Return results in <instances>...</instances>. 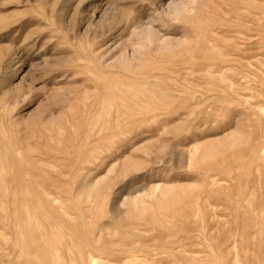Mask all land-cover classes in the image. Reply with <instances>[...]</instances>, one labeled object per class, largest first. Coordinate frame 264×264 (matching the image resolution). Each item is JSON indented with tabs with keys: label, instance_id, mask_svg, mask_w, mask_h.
Here are the masks:
<instances>
[{
	"label": "rangeland",
	"instance_id": "obj_1",
	"mask_svg": "<svg viewBox=\"0 0 264 264\" xmlns=\"http://www.w3.org/2000/svg\"><path fill=\"white\" fill-rule=\"evenodd\" d=\"M169 1L0 0V264H264V0Z\"/></svg>",
	"mask_w": 264,
	"mask_h": 264
},
{
	"label": "bare ground",
	"instance_id": "obj_2",
	"mask_svg": "<svg viewBox=\"0 0 264 264\" xmlns=\"http://www.w3.org/2000/svg\"><path fill=\"white\" fill-rule=\"evenodd\" d=\"M179 1V0H178ZM183 1V0H182ZM168 3V2H167ZM165 6V5H164ZM168 8H166V15L170 16H179L181 15L186 5L183 2L176 3L174 0H170L168 3ZM250 14V13H249ZM249 14L247 16H249ZM245 17V16H244ZM250 17V16H249ZM178 18V17H177ZM248 19V18H247ZM244 20V19H243ZM248 22V21H247ZM245 26V25H244ZM246 27V26H245ZM138 28V41H137V48L133 52H129L125 50L122 52L118 57L114 59H107L105 57L99 58L101 61V65L103 67V72L106 71H122V72H129L135 71L137 68L142 67L144 64V57L146 55L147 50H150L151 53L160 52L163 47L158 45V43H165L167 40L164 37H161L152 27L151 24L149 25H142L139 24L136 26ZM238 28V27H237ZM237 30V29H236ZM63 31V30H62ZM238 31V30H237ZM240 31V30H239ZM169 42V41H168ZM234 47V46H233ZM261 47V46H260ZM125 48V47H124ZM169 48V47H168ZM179 48V47H178ZM181 52V51H180ZM183 52V51H182ZM181 52V53H182ZM175 53V52H174ZM173 54V53H172ZM224 54V53H223ZM240 54V53H239ZM216 57V56H215ZM219 57V56H218ZM244 58V57H243ZM246 58V57H245ZM250 58V57H249ZM245 60V59H243ZM242 60V61H243ZM245 62V61H244ZM234 64V63H233ZM227 65V64H226ZM221 67V66H220ZM223 67V66H222ZM249 68V67H248ZM102 69V68H101ZM211 69V67H210ZM209 69V71H210ZM205 71V70H204ZM202 74V73H201ZM115 76V75H114ZM199 76V75H198ZM183 77V76H182ZM200 77V76H199ZM198 77V78H199ZM204 77V76H203ZM143 78V77H142ZM197 78V77H196ZM134 79V78H133ZM137 80V79H136ZM182 81V80H181ZM232 81V80H231ZM230 81V82H231ZM232 83V82H231ZM142 84V83H141ZM172 98V97H171ZM245 99V98H244ZM247 101V99H246ZM248 102V101H247ZM238 144V143H237ZM101 179V178H100ZM100 181V180H99ZM99 182L98 185H100ZM95 185V184H94ZM89 185H87L88 187ZM165 193H163L164 195ZM130 202L131 197L129 198ZM18 214V213H17ZM17 214H15L17 216ZM65 214V213H64ZM61 215V213H60ZM73 215V214H72ZM42 216V215H41ZM69 218V217H68ZM73 218V217H72ZM70 223V222H69ZM67 224V223H66ZM65 224V225H66ZM61 227V226H60ZM69 229V228H68ZM71 230V229H70ZM79 232V231H78ZM62 233V232H61ZM83 235V234H82ZM30 240V239H29ZM70 243V242H69ZM83 244V243H82ZM84 248V247H83ZM102 249V248H98ZM82 251V250H80ZM97 251V250H96ZM86 253V252H85ZM80 254V252H79ZM71 255V254H70ZM86 255V254H85ZM154 255V254H153ZM61 256V255H60ZM83 256V255H82ZM62 257V256H61ZM77 258V257H76ZM153 258V257H152ZM150 259V258H149ZM73 260V259H72ZM76 260V259H75ZM77 262V261H76ZM75 262V263H76ZM74 264V263H73Z\"/></svg>",
	"mask_w": 264,
	"mask_h": 264
},
{
	"label": "crops",
	"instance_id": "obj_3",
	"mask_svg": "<svg viewBox=\"0 0 264 264\" xmlns=\"http://www.w3.org/2000/svg\"><path fill=\"white\" fill-rule=\"evenodd\" d=\"M186 253H188V254H190V255H193V257H192V259H197L198 257L196 256V254H195V252L194 251H192V250H188V249H186ZM264 260V259H263Z\"/></svg>",
	"mask_w": 264,
	"mask_h": 264
}]
</instances>
